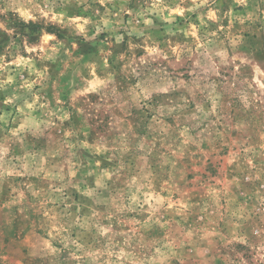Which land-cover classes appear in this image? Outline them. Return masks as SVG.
<instances>
[{
  "label": "clouds",
  "instance_id": "9594fccd",
  "mask_svg": "<svg viewBox=\"0 0 264 264\" xmlns=\"http://www.w3.org/2000/svg\"><path fill=\"white\" fill-rule=\"evenodd\" d=\"M0 264H264V0H0Z\"/></svg>",
  "mask_w": 264,
  "mask_h": 264
}]
</instances>
